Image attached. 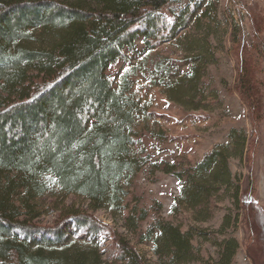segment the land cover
<instances>
[{
  "label": "trees",
  "instance_id": "trees-1",
  "mask_svg": "<svg viewBox=\"0 0 264 264\" xmlns=\"http://www.w3.org/2000/svg\"><path fill=\"white\" fill-rule=\"evenodd\" d=\"M202 4L0 0V264H151L137 243L152 245L156 264H210L195 242L210 239L206 229L185 230L161 215L158 201L127 204L128 187L147 168L153 177L162 172L179 179L180 196L170 214L183 206L197 222L207 221L213 197L229 194L236 214L230 209L215 231L220 238H213V264L234 263L240 243L227 231L241 221L251 235L248 257L264 264V213L254 200L253 173L243 189L229 164L239 152L252 166L257 142L232 130V142L200 162H170L157 158L165 135L136 128L146 110L133 96L135 61L178 39ZM250 23L253 41L236 26L232 53L234 89L248 107L255 134L264 113V11L252 10ZM204 45L206 51L186 59L188 71L163 67L170 99L195 109L214 91L206 80L211 50ZM49 193L58 199L82 196L88 208L61 200L51 206L57 218L45 224L41 217L48 211L39 200ZM101 209L121 214L126 234L100 220ZM106 242L115 248L110 257L103 251Z\"/></svg>",
  "mask_w": 264,
  "mask_h": 264
},
{
  "label": "rangeland",
  "instance_id": "rangeland-1",
  "mask_svg": "<svg viewBox=\"0 0 264 264\" xmlns=\"http://www.w3.org/2000/svg\"><path fill=\"white\" fill-rule=\"evenodd\" d=\"M191 1L193 0H182V3L186 5ZM201 1L203 4L194 17L196 19L189 28L180 33L178 39L164 43L135 61L139 66V73L135 79L133 96L146 110L144 116L138 118L136 128L147 129L151 135L160 132L165 135L166 140L157 158L170 162L185 158L193 164L200 162L212 150L230 144L232 130L246 132L247 139L253 138L257 142L252 166L249 167L245 156L239 152L236 157L229 159V164L232 172L241 177L243 189H247L248 177L252 171L255 183L254 200L264 213V113L263 120L254 134L248 107L234 89L237 60L232 53V36L236 26L241 24L248 41H253L250 12L264 11V0ZM262 37L264 39V34ZM205 43L211 50L205 52L209 55L206 61V80L212 85L210 90L214 91L205 95L201 109H195L194 106L187 107L170 99L164 89L166 82L163 67L173 64L179 66L181 71H188L190 66L186 59L206 51ZM262 76L264 77V74ZM154 144H158L156 139ZM180 184L179 179L170 174L157 172L153 177L151 169L147 168L140 172L128 187L126 202L130 205L138 202L146 206L155 201L161 202V215L179 222L185 230L193 225L206 229L211 234L210 239L201 237L195 242L201 249L202 256L212 260L210 264H213L218 258V249L214 246L213 238H220L215 231L221 227L230 209L236 214V208L232 205L229 194L221 192L218 197H213L212 214L207 221L197 222L192 213L183 206L178 207L176 214H170L175 200L180 196ZM61 200L66 204L88 208V200L82 196L70 195L66 199H58L49 193L39 200L48 211L41 217L43 223L54 222L58 214L52 211L51 206L56 203L63 204ZM96 215L103 222L126 234L121 214L113 217L109 211L101 209ZM243 216L241 212V220ZM66 228L74 234L75 229L72 226ZM227 233L240 243L233 264H252L246 250L251 238L246 225L241 221L236 229H228ZM105 236L108 238L107 234ZM131 240L136 244L133 237ZM136 245L149 263L156 264L151 244ZM114 250L112 243L106 242L103 248L105 256H112Z\"/></svg>",
  "mask_w": 264,
  "mask_h": 264
}]
</instances>
